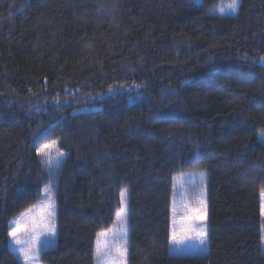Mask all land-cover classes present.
Listing matches in <instances>:
<instances>
[{
  "label": "trees",
  "instance_id": "obj_1",
  "mask_svg": "<svg viewBox=\"0 0 264 264\" xmlns=\"http://www.w3.org/2000/svg\"><path fill=\"white\" fill-rule=\"evenodd\" d=\"M0 0V264L65 152L44 264H95L127 190V264H264V0ZM136 85H140L136 88ZM174 93V94H171ZM207 173L208 251L169 250L174 175Z\"/></svg>",
  "mask_w": 264,
  "mask_h": 264
},
{
  "label": "rangeland",
  "instance_id": "obj_2",
  "mask_svg": "<svg viewBox=\"0 0 264 264\" xmlns=\"http://www.w3.org/2000/svg\"><path fill=\"white\" fill-rule=\"evenodd\" d=\"M229 0H221L214 8L213 12L220 15H227V14H235L232 13L230 9L227 8ZM223 6L225 8V12L221 13L218 9L219 7ZM260 139L264 140V132L259 133ZM57 141V140H52ZM47 142L44 144H51V142ZM43 145V144H42ZM40 147V146H39ZM58 149V150H57ZM58 151L65 154L64 151H62L59 147V143L57 148H53L50 152V155L55 161V159L58 156ZM40 157V156H39ZM65 159V158H64ZM41 161V157H40ZM45 171L48 173L49 177L51 178V183H49L44 191L42 197L34 203L32 206L27 208L26 210L22 211L20 214H18L15 218H13L12 221L19 220L22 224L27 225L28 227H31L34 223L37 225V232L39 233L42 229H46L47 225L49 223L47 218V212L52 210L55 212L56 215V205H55V198L52 191V188L50 186L55 180V176L58 173L59 170H56V168L53 166L52 174H49L48 168L42 164ZM173 196H172V209H171V232L173 229V226H175L177 229L180 228L182 223V217L185 215V202H187L188 205H190L193 208L200 207V204L198 201H203V210L200 212V221L202 222L207 229V173L203 170H193V171H187V172H181L174 175V184H173ZM51 193L54 198V207L52 209H49L46 206L47 201V193ZM125 193V204L122 206H126V209H128V202H127V190L122 189L121 193ZM261 200H262V216L264 218V192L261 193ZM11 221V222H12ZM52 223L55 224L56 228V217L54 216ZM125 225L122 223L121 217H120V210L118 214L115 217L114 222L112 225L99 232L95 244V264H111V261H105L103 258L99 259L97 258V250L100 249L101 252H108L109 247L107 246H125L127 249L125 257H123L119 264H127V257H128V212L126 217V230L127 235L126 238L123 237V229ZM11 230V229H10ZM208 232V230H207ZM262 237H264V229L262 230ZM23 234L21 235V239H23ZM44 237L40 236V240H43ZM125 239L127 243L125 244ZM56 240V236H55ZM9 245L13 251L15 246L14 244L10 243V237H9ZM169 250L171 253L175 254H190V255H196V254H204L208 251V242L206 246H200L198 242L196 241H185L182 245H175L170 242ZM14 252V251H13ZM262 252L264 253V239H262ZM15 253V252H14ZM112 254L114 255V249H112ZM15 255L18 257L20 262L23 264L22 259L19 257L18 253H15ZM33 264H44L40 260V256L38 259H35L33 261Z\"/></svg>",
  "mask_w": 264,
  "mask_h": 264
},
{
  "label": "snow or ice",
  "instance_id": "obj_3",
  "mask_svg": "<svg viewBox=\"0 0 264 264\" xmlns=\"http://www.w3.org/2000/svg\"><path fill=\"white\" fill-rule=\"evenodd\" d=\"M240 6V0H229L227 8L231 10L232 13H236ZM221 13L225 12L223 6L218 9ZM259 64L261 67H264V57L260 58ZM136 88H139L140 85H136ZM174 94V93H171ZM58 141H52L51 144H43L36 149V153L41 157V163L44 164L48 170L49 174H52L53 166L56 170L62 169V163L64 162L65 154L58 151V156L53 161L50 152L53 148H57ZM58 150V149H57ZM200 207L193 208L185 202V215L181 218L182 223L179 229L173 226L170 242L175 245H182L185 241H196L200 246H206L208 242V232L206 226L200 221V212L203 210V201H198ZM121 204H125V193H121ZM46 206L49 209L54 207V198L52 194L47 193ZM55 216V212L50 210L47 212L48 225L46 229H42L39 233L37 232V225L34 223L31 227H28L25 224H22L19 220L10 222L9 228L11 229L8 233L10 237V243L14 244L17 247L13 248L15 253H18L19 257L22 259L23 264H33L35 259H38L39 256L48 248L54 247L56 244V228L55 224L52 223V220ZM120 217L122 223L125 225L123 229V237L126 238V217L127 209L126 206L120 208ZM23 234L24 238L21 239ZM40 236H43L44 239L40 240ZM264 239V237H262ZM127 243L125 239V244ZM109 247L108 252H101L98 248L97 258L98 260L103 258L106 262L111 261V264H119L120 260L125 257L127 249L125 246H116L115 244ZM112 249H114L115 254H112Z\"/></svg>",
  "mask_w": 264,
  "mask_h": 264
}]
</instances>
